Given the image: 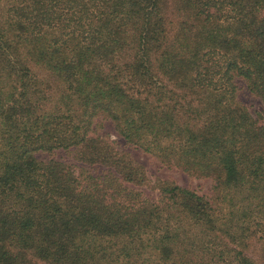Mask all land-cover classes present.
Returning <instances> with one entry per match:
<instances>
[{
    "label": "trees",
    "instance_id": "obj_1",
    "mask_svg": "<svg viewBox=\"0 0 264 264\" xmlns=\"http://www.w3.org/2000/svg\"><path fill=\"white\" fill-rule=\"evenodd\" d=\"M237 78L264 105V0H0V264H264V126ZM98 116L211 194L143 195Z\"/></svg>",
    "mask_w": 264,
    "mask_h": 264
},
{
    "label": "rangeland",
    "instance_id": "obj_2",
    "mask_svg": "<svg viewBox=\"0 0 264 264\" xmlns=\"http://www.w3.org/2000/svg\"><path fill=\"white\" fill-rule=\"evenodd\" d=\"M236 95L237 98L242 101L249 112L255 117L258 123L264 126V105L259 96L252 93L242 79H236ZM94 133H101L107 135L110 139L114 140L118 147L124 148L131 156L141 163L146 171V174L150 181L146 184L137 185L136 187L141 190L143 195L156 199L159 195V191L154 185L156 179H165L173 181L181 186L188 187L196 192L204 195H210L212 191L213 180L209 176H196L186 173L180 167L174 164H167L162 162L154 154L147 152L139 146L127 142L115 129L113 122L109 118L96 117L93 123ZM39 158L47 157V154L43 151L36 152ZM54 155L68 162L73 163L75 166H85L92 172H101L104 166L101 164H88L80 160H76L72 153L65 149H57Z\"/></svg>",
    "mask_w": 264,
    "mask_h": 264
}]
</instances>
